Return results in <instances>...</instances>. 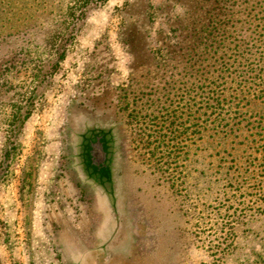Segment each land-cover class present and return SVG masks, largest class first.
I'll return each instance as SVG.
<instances>
[{
    "label": "rangeland",
    "instance_id": "1",
    "mask_svg": "<svg viewBox=\"0 0 264 264\" xmlns=\"http://www.w3.org/2000/svg\"><path fill=\"white\" fill-rule=\"evenodd\" d=\"M195 3L0 0V264H264V0Z\"/></svg>",
    "mask_w": 264,
    "mask_h": 264
},
{
    "label": "trees",
    "instance_id": "2",
    "mask_svg": "<svg viewBox=\"0 0 264 264\" xmlns=\"http://www.w3.org/2000/svg\"><path fill=\"white\" fill-rule=\"evenodd\" d=\"M208 1L209 0H197V5L196 3L194 5H196L194 7V9L192 10V14L187 16V18L189 19V22L187 25H183L182 23L179 22V24L177 26H170V31L171 32H176V31H180L183 34V37L180 40H177L176 42H174V45H171V49L173 51L176 50H181L182 46H181V42L184 39V42L186 44V41L190 42L191 40H193V44L194 46H190L188 47V51L191 50L192 48H198V49H204L203 47V43L201 46V42L203 41V39H205L207 37V34H209L210 31V9H209V5H208ZM185 18V17H184ZM186 18V19H187ZM188 28V30H187ZM198 39V42L195 45L196 40ZM180 44V45H179ZM188 45V43H187ZM196 46V47H195ZM185 47V46H184ZM27 114L23 115L21 118H18L17 120H15L13 122V126L10 129V135L7 137V142H6V146L5 149L3 151L2 154V160H1V164H0V181L6 176L8 169H9V161L10 158L12 156L13 150H14V136H16V134L18 133V131L21 129V126L24 122V120L27 118ZM258 126H256V128H254L255 130H252L254 132H252V136H258L257 132H259L257 130ZM253 129V127L251 128ZM256 140L253 138L252 140H250V143H255Z\"/></svg>",
    "mask_w": 264,
    "mask_h": 264
},
{
    "label": "clouds",
    "instance_id": "3",
    "mask_svg": "<svg viewBox=\"0 0 264 264\" xmlns=\"http://www.w3.org/2000/svg\"><path fill=\"white\" fill-rule=\"evenodd\" d=\"M175 11H176L177 14H181V13L183 12V9L180 8V7H177V8L175 9Z\"/></svg>",
    "mask_w": 264,
    "mask_h": 264
},
{
    "label": "crops",
    "instance_id": "4",
    "mask_svg": "<svg viewBox=\"0 0 264 264\" xmlns=\"http://www.w3.org/2000/svg\"><path fill=\"white\" fill-rule=\"evenodd\" d=\"M104 233H106V230H104ZM105 235V238H106V240L108 239L107 237H108V234H104ZM115 244H117V243H115ZM118 247V246H117ZM101 248V247H100ZM103 249V248H102ZM105 250H107V246L104 248ZM117 250H119L118 248H117Z\"/></svg>",
    "mask_w": 264,
    "mask_h": 264
}]
</instances>
